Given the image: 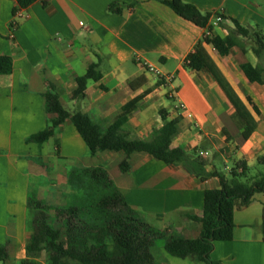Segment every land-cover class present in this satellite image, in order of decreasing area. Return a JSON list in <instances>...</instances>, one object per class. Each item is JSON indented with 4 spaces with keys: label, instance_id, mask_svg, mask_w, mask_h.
<instances>
[{
    "label": "crops",
    "instance_id": "obj_1",
    "mask_svg": "<svg viewBox=\"0 0 264 264\" xmlns=\"http://www.w3.org/2000/svg\"><path fill=\"white\" fill-rule=\"evenodd\" d=\"M165 1L170 0H47L21 10L14 0H0V56L13 60L12 74L0 75V246L10 256L0 264H22L28 259V198L33 187L56 200L62 186L67 185L68 191L69 186L75 188L70 180L79 170L103 167L129 205L154 230L195 239L201 224L193 218L203 213L205 193L220 188L219 178L210 174L217 171L229 176L234 163L241 160L250 169L260 166L264 84L249 82L241 64L264 67V58L254 54L251 40L250 50L234 48L228 57L221 56L203 42L208 29L178 16ZM182 1L203 14L222 13L226 19L217 24L215 19L210 21L222 37L234 28L233 20L264 37V0ZM199 43L257 122L247 139L233 121V105L213 77L185 68ZM142 62L171 80L152 75ZM92 65L98 66L102 78L89 81L85 97L74 100L77 78ZM50 91L66 110L85 113L104 129L114 123L125 104L141 98L125 127L132 139L151 140L164 125L162 109L172 119L182 116L173 146L188 154L196 151L204 165L197 174L184 163L166 165L146 153H136L130 157L129 171L123 173L119 168L122 153L92 155L70 121L58 127L48 142H31L32 136L50 125L45 97ZM181 104L186 111L179 109ZM201 152L208 155L200 156ZM46 176L50 177L45 181L47 190L42 180ZM234 224V238L215 242L210 260L264 264V194L255 195L247 207L235 211ZM37 261L46 264L44 258ZM180 261L205 264L195 257Z\"/></svg>",
    "mask_w": 264,
    "mask_h": 264
},
{
    "label": "trees",
    "instance_id": "obj_2",
    "mask_svg": "<svg viewBox=\"0 0 264 264\" xmlns=\"http://www.w3.org/2000/svg\"><path fill=\"white\" fill-rule=\"evenodd\" d=\"M21 10L32 4L47 0H14ZM178 16L210 31L203 42L211 45L221 56L228 57L234 48L245 51V39L254 43L253 52L258 59L264 58V37L260 32H251L238 21L233 20L234 28L226 37L214 32L212 19H226L222 13L203 14L195 5L182 0L164 2ZM114 7V6H113ZM111 7V9H113ZM185 68L209 73L220 86L233 105V121L247 139L255 130L257 122L243 101L229 85L220 69L213 62L203 44L199 43L185 62ZM241 70L251 83L264 84V67L249 62L241 64ZM13 71V60L0 56V75L9 76ZM102 74L97 65H92L84 76L77 78V88L72 98L85 97L89 81H99ZM162 80V79H161ZM46 111L51 117L50 125L29 140L44 144L55 136L58 127L70 121L83 138L92 155L99 152L122 153L119 163L123 173L130 169V157L136 153H146L166 165L184 163L198 173L204 164L196 151L188 154L184 149L173 146L174 138L180 133L182 116L170 118L167 110H160L164 122L155 131L151 140L132 139L125 127L131 115L138 109L141 98L125 104L114 123L107 129L96 124L82 112L66 110L59 96L48 92ZM251 103V99H248ZM256 113L258 109L254 106ZM258 165L264 167V155L258 158ZM220 188L208 190L204 197L203 213L194 221L201 224L200 235L188 239L175 232H157L139 217L129 205L125 195L116 187L113 179L103 167L83 169L70 182L81 193L80 199L68 200L62 206H53L32 193L28 198L30 244L27 247L28 259L22 264H38L44 258L46 264H167L158 259L156 243L164 240V250L172 257L186 259L195 257L205 264H217L210 260L214 243L231 241L234 238L235 211L247 207L254 196L264 194V172L250 177L246 161L234 163L229 176L214 171ZM204 178V176H202ZM8 249L0 246V262L9 259Z\"/></svg>",
    "mask_w": 264,
    "mask_h": 264
},
{
    "label": "rangeland",
    "instance_id": "obj_3",
    "mask_svg": "<svg viewBox=\"0 0 264 264\" xmlns=\"http://www.w3.org/2000/svg\"><path fill=\"white\" fill-rule=\"evenodd\" d=\"M252 47V43L250 40H245L244 41V48L245 50H250ZM251 61H253L254 59L252 57H250ZM152 75L156 76L154 73H151ZM169 95H171V91L168 93ZM153 115H157L156 113ZM53 142V141H52ZM52 144V143H51ZM50 161L47 163V166L50 165ZM220 169H223V167L221 165H219ZM46 171V169H45ZM81 170H79L80 172ZM260 171V172H259ZM264 172V167L263 166H259L258 168H251L250 169V177H256L258 175H260L261 173ZM47 173V171H46ZM48 173H50V171H48ZM47 173V175H48ZM49 176H46V179L43 178V189H48V185L46 186V182L49 180ZM35 187H33V192L32 194L38 198V199H42V201H47L48 204H55L58 206H61L62 204L66 203L68 200L72 201V199H80L81 198V193L77 188H73L69 186V191H68V186H62V188H60V192L58 193V199H54L52 197V194H50L49 192H42V194L40 195L38 192H35ZM45 191V190H44ZM164 245H165V241L164 240H158L156 243V255L159 257L158 259H167V261L169 262H173L174 264H182L180 259L171 257L169 254H167L164 251Z\"/></svg>",
    "mask_w": 264,
    "mask_h": 264
},
{
    "label": "built area",
    "instance_id": "obj_4",
    "mask_svg": "<svg viewBox=\"0 0 264 264\" xmlns=\"http://www.w3.org/2000/svg\"><path fill=\"white\" fill-rule=\"evenodd\" d=\"M20 16H22V12H19L18 13V17H20ZM221 21H222V19L219 17V18L216 19V22L214 24H217V23H219ZM206 35L207 36H210L211 35L209 30L207 31ZM141 64L146 69V71H148L150 73H154L160 79H162V80H171L170 76H165L163 73H161L153 65L148 64L147 62H142ZM179 109H181L183 111H186V107L184 105H182V104L179 106ZM186 116L188 118H192L193 115L191 113L187 112ZM206 155H208V154L207 153H203V152L200 153V156H206Z\"/></svg>",
    "mask_w": 264,
    "mask_h": 264
}]
</instances>
